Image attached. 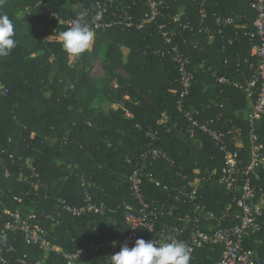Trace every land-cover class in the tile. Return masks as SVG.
I'll return each mask as SVG.
<instances>
[{
    "label": "trees",
    "instance_id": "obj_1",
    "mask_svg": "<svg viewBox=\"0 0 264 264\" xmlns=\"http://www.w3.org/2000/svg\"><path fill=\"white\" fill-rule=\"evenodd\" d=\"M200 1L163 0L156 21L137 28L117 21L126 16L135 21L144 17L145 0H0V13L12 20L16 41L10 55L0 57V83L7 89L0 93V264H35L42 257L37 247L25 243L20 231L1 234L5 222H12L14 216L30 221L37 214L50 238L65 251L83 239L95 238L105 217L65 215L52 223L42 214L54 209L57 197L81 204L85 192L97 204L110 208L131 201L126 159L134 160L146 148L148 129L158 136L153 145L174 161L173 168L164 158L150 163V170L162 182L171 184L175 170L197 175L220 170L222 154L205 134L189 131L177 109L181 83L161 25L166 32H174L173 42L189 57L194 74L184 109L197 110L201 120L216 118L228 129L239 128L242 145L235 148L242 164L249 162L246 114L251 99L242 89L218 83L212 72L241 83L251 77L254 40L244 32L252 30L254 11L250 0H205L206 19L201 22ZM80 9L88 11L90 20L97 15L100 19L91 24L95 39L80 57L82 73L76 81L75 68L68 63L58 33L70 26ZM16 10L23 15L16 16ZM235 14L240 19L234 28L208 40L204 27L216 30V15ZM37 24L54 30L45 33ZM235 31L237 36L230 44L227 38ZM107 41L108 77H91L92 59ZM123 48L128 50L126 56ZM53 66L56 70L50 80ZM117 67H123L128 78L118 77ZM116 77L121 85L117 88L112 82ZM66 83L72 85L71 92L60 95L59 85ZM105 101L122 103L105 113L101 108ZM256 131L264 149V114L256 122ZM259 173L256 183L264 197V170ZM151 192L158 197L166 194L163 184H151ZM200 193L215 212L226 206L229 213L235 210L233 193L216 180L205 183ZM258 236L264 242V231ZM250 246L264 252V244ZM219 255V250L198 249L190 264H213ZM46 264L56 263L48 258Z\"/></svg>",
    "mask_w": 264,
    "mask_h": 264
},
{
    "label": "built area",
    "instance_id": "obj_2",
    "mask_svg": "<svg viewBox=\"0 0 264 264\" xmlns=\"http://www.w3.org/2000/svg\"><path fill=\"white\" fill-rule=\"evenodd\" d=\"M145 1L147 12L144 17L135 21L131 16H126L117 23L142 28L147 23L155 22L163 0ZM204 4L205 0H201V22L206 19ZM250 7L254 11L252 30L244 32V35L254 40L250 50V57L254 60L251 77L241 83L221 76L215 71L212 72L218 83L231 84L242 89L251 99L250 109L246 114L249 126L247 142L250 151L247 164H242L238 149L235 148L242 145V142L240 145L235 142L236 135L240 132L239 128L228 129L216 118L201 120L197 116L199 115L197 110L184 109L194 74L190 69L189 57L173 42L174 32H166L163 30L164 25H161L159 26L161 35L164 41L171 45L178 80L181 83V92L176 102L177 109L183 114L188 130L205 134L222 154L223 165L220 170L214 169L206 175L175 170L172 176L168 173L170 177L175 176L171 184L162 182L150 170V163L164 158L173 168L174 161L164 150L153 145L158 136L156 132L148 129L145 135L150 141L146 148L134 160L126 159L130 165L126 182L131 201L123 200L117 208H110L104 204H97L91 195L85 192L81 204H70L66 198L57 197L54 209L42 214L52 223L56 218L65 215L77 217L93 213L105 217L100 220L95 238L83 239L73 249L65 251L50 238L49 231L41 224L37 214H32L30 221H21L14 216L12 222H5L1 234L5 237L7 231L23 233L25 243L37 247L42 253L41 259L35 264H46L48 258L56 264H108L110 255L118 252L122 244L128 243L131 247L137 238L146 241L153 239L158 243L184 241L191 258L198 249L219 250L220 255L213 264H264V252L250 246L256 243L264 244L258 236L264 231V197L261 194V187L256 183L260 179L259 169L264 170V149L256 131V122L264 114V0H250ZM239 19L238 14L216 15L213 21L217 29L204 27L208 40H212L215 34H222L224 30L234 28ZM236 36L235 31L233 36L227 38V42L231 44ZM240 61L238 58L236 62ZM244 61L249 62L247 58ZM6 92L7 89L0 83V93ZM125 114L129 116L128 110H125ZM211 180L226 185L233 193L235 210L232 213L228 211L229 206L215 212L202 199L200 191L205 183ZM151 184L155 186L163 184L166 194L158 197L150 193ZM117 215L119 220L115 218ZM113 240L117 241L115 246ZM0 259L2 260L1 255Z\"/></svg>",
    "mask_w": 264,
    "mask_h": 264
},
{
    "label": "clouds",
    "instance_id": "obj_3",
    "mask_svg": "<svg viewBox=\"0 0 264 264\" xmlns=\"http://www.w3.org/2000/svg\"><path fill=\"white\" fill-rule=\"evenodd\" d=\"M100 19L97 15L89 19L86 9L75 13L70 26L58 33V42L72 62L78 60L92 47L95 33L91 28L94 20ZM14 25L6 13H0V57H7L16 47L14 39ZM113 245L117 241H112ZM191 256L184 241L172 240L160 242L150 239L137 238L133 246L124 243L120 250L111 254L108 264H190Z\"/></svg>",
    "mask_w": 264,
    "mask_h": 264
},
{
    "label": "rangeland",
    "instance_id": "obj_4",
    "mask_svg": "<svg viewBox=\"0 0 264 264\" xmlns=\"http://www.w3.org/2000/svg\"><path fill=\"white\" fill-rule=\"evenodd\" d=\"M64 5L69 7V2L68 1L64 2ZM15 15L18 17H21L23 15V12L16 10ZM37 25L39 28H42L45 33H47L50 30L51 31L54 30V28H51L49 26H44L42 24H37ZM107 43H108V41L106 43L102 44L98 54L92 59V65H91V68L89 70V75L91 77H94V78H107L108 77L107 71L105 69L107 61H106L105 55H104V51L106 50L105 47H106ZM122 51H123L122 52L123 55L126 56L128 50L123 48ZM33 55L34 54H32L31 56H33ZM67 60H68L69 65H71L75 68V80L78 81L80 79V76L82 73V67L79 64L80 58L78 60H76L75 62H72L69 57H67ZM55 70H56V66L51 67V71L49 73L50 80L53 78V74H54ZM114 73L118 77L125 78V79L128 78V73L123 67H117L114 70ZM112 82H114L116 84V86H114L116 88L121 86V85H119V81H118L117 77L113 78ZM71 90H72V85L70 83L59 85V94L60 95H68L71 92ZM125 98L129 99V96H125ZM121 103L122 102L112 104L110 102L105 101V102L101 103V108L105 113H107L110 110V108H116L119 105H121Z\"/></svg>",
    "mask_w": 264,
    "mask_h": 264
},
{
    "label": "crops",
    "instance_id": "obj_5",
    "mask_svg": "<svg viewBox=\"0 0 264 264\" xmlns=\"http://www.w3.org/2000/svg\"><path fill=\"white\" fill-rule=\"evenodd\" d=\"M115 104V103H114ZM117 108V107H116ZM237 137L235 138V142H236V144H241V139H240V135H239V133L236 135Z\"/></svg>",
    "mask_w": 264,
    "mask_h": 264
}]
</instances>
